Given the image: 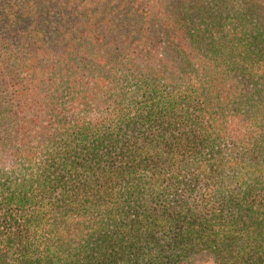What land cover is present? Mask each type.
Instances as JSON below:
<instances>
[{
    "label": "trees",
    "instance_id": "1",
    "mask_svg": "<svg viewBox=\"0 0 264 264\" xmlns=\"http://www.w3.org/2000/svg\"><path fill=\"white\" fill-rule=\"evenodd\" d=\"M0 264H264V0H0Z\"/></svg>",
    "mask_w": 264,
    "mask_h": 264
}]
</instances>
